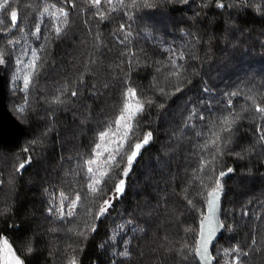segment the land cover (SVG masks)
Wrapping results in <instances>:
<instances>
[{
  "label": "trees",
  "instance_id": "trees-1",
  "mask_svg": "<svg viewBox=\"0 0 264 264\" xmlns=\"http://www.w3.org/2000/svg\"><path fill=\"white\" fill-rule=\"evenodd\" d=\"M154 2L136 13L127 39V18L117 0H101L99 6L86 0H11L18 12L15 27L0 13V47L8 53L5 102L24 129L14 145L0 144V244L7 239L25 264H66L70 255L78 264H199L190 249L207 192L229 168L233 171L222 178L223 232L211 247L212 264H233V248L248 253L241 264H264V141L259 139L264 114L255 111L256 105L264 107V0H220L223 9L217 0ZM60 8L68 23L57 37L54 28L63 26L64 17L55 22L52 14L59 16ZM20 49H36L41 57L27 91L23 77L30 70L15 63ZM129 49L136 55L130 57ZM181 52L180 75L169 76V57ZM237 85L241 94L231 99L239 119L231 132L221 133L231 140L213 161L215 172L200 171L201 156L211 159L213 149L201 150L206 137L196 133L209 132L214 114L226 111L224 93ZM130 86L145 103L132 142L147 132L151 141L119 199L114 189L126 156L111 171L104 192L93 196L83 160L91 157L98 131L114 122ZM205 86L211 92L202 91ZM21 163L25 167L17 171ZM61 192L69 201L76 193L81 197L76 215L63 221L48 212L50 200L59 205ZM110 196L113 207L95 220ZM125 245L127 258L118 255Z\"/></svg>",
  "mask_w": 264,
  "mask_h": 264
},
{
  "label": "snow or ice",
  "instance_id": "snow-or-ice-1",
  "mask_svg": "<svg viewBox=\"0 0 264 264\" xmlns=\"http://www.w3.org/2000/svg\"><path fill=\"white\" fill-rule=\"evenodd\" d=\"M86 2L92 4L93 6H99L101 0H86ZM187 2V0H184ZM237 2H244V0H237ZM11 0H0V13L10 16L11 24L13 27L17 25L18 21V12L15 8H10ZM108 4H112L113 0H107ZM117 4L119 6L120 11L123 12L124 17L127 18V31L125 32V23L120 24V31L125 32V39L132 35V27L136 21V13L139 12L143 8H152L155 7L154 0H117ZM217 6L221 9L225 7L220 0H217ZM112 11H116V7L111 9ZM48 12V8L45 7L44 13ZM44 13H41L43 15ZM60 15L57 16L55 13L52 15L55 17V22H59L60 16L64 17L63 26H57L54 28L56 36L59 37L64 27H66L68 23V13L63 9H59ZM101 20L105 19L104 14L98 12ZM3 21L0 20V24ZM36 38L39 40L41 37L39 36L40 27L36 26L35 29ZM191 35V34H189ZM47 39V37H45ZM9 44L13 42L11 40L8 41ZM18 43V42H17ZM44 46L41 45L39 48V52H43ZM173 54H175L176 50H170ZM128 53L131 56H135L136 53L132 52L131 49L128 50ZM8 54L6 53L3 47H0V65L6 63L4 56ZM125 53H122L124 55ZM24 57H28L27 60ZM177 59L183 60L184 54L181 52L178 56L173 58L169 57V63L171 64V70L168 73L169 76H179L183 65H177ZM41 57L38 54L36 49L28 50V49H20L19 55L15 56V63L18 67L23 69H29L27 73L23 77V87L24 90L27 91L32 82V77L38 74V69L40 65ZM131 62V60H130ZM159 63V61L157 62ZM159 71V68H157ZM177 91H180V88L177 87ZM204 92H211V89L206 86L202 89ZM251 91V90H250ZM241 94L240 86L237 85L236 89L231 92H225L224 95L228 97L226 101V111L220 113V115L215 116L211 121V125L209 127V132L200 133L197 132V136H205L203 143L199 145L201 150L213 149L212 152L209 153L211 159H208L205 156H201L199 161L200 171L207 170L208 172H215V169L211 167L213 161L216 160L217 154H222L223 147L227 145V143L231 140V136H222L221 133L231 132L232 125L239 119V113L234 112L233 110V102L231 97H235ZM72 96H76L77 92L73 91L71 93ZM123 103L119 114L116 116L114 122L109 123L105 128L101 129L97 133L98 142L94 143V146L91 150V157L83 160V165L86 166L87 169V180H88V190L89 192L95 196L98 194H102L104 192L105 187L107 186L108 180H111L110 176L111 171L114 168H118L120 166V161L123 160L126 156V166L122 169L121 177L119 182L115 185V198L119 199L122 196L126 189V179L131 171V168L135 162H137V158L142 154L141 150L146 145H148L152 138V133L147 132L141 141L132 142V137L135 135V129L138 128L140 123L138 117L141 116L145 111V103L138 96L137 90L135 86L127 87L122 92ZM247 99H252L253 103H255L254 96H247ZM151 100H148L147 103H151ZM211 108V105H209ZM255 111L257 113L264 114V107L256 105ZM195 111H193L192 115H195ZM192 116H189V120ZM199 120H204L205 115L200 114L197 117ZM259 131V129H258ZM259 139L264 141V134H262ZM27 151V149H25ZM119 157L120 159H117ZM30 162V160L28 161ZM25 167L24 163H21L17 171L23 169ZM233 169H227V172L220 171L216 176L214 186L211 187V190L207 192V213L203 214L199 218L200 229L197 235L193 237L196 241V246L190 249V253L194 252L195 257L199 260V264H208L209 261L213 260L214 257L209 254V243L212 241L213 237L216 233L223 228V224L221 223L218 212H219V200L223 193V184L222 178L231 173ZM107 178V179H105ZM103 185V186H102ZM208 187V185H204ZM47 192L48 190L45 189ZM81 197L79 193H76L74 199L69 201V196L64 192L60 193V201L59 205L53 204V201L50 200V207L48 208V212L50 216H54L57 219L63 221L65 219H71L76 215V209L80 203ZM64 201H69L67 207H65ZM188 203L192 205V200H189ZM195 208V205H192ZM113 207V197H109L108 199L103 200L98 212L94 216L95 220H99L101 217L105 216L109 209ZM74 223V221H73ZM206 228V233H205ZM189 228L187 231H191ZM91 231H95V227H91ZM142 231V229H141ZM80 236H86V232L81 231L79 233ZM255 244V240L252 242ZM187 247V244H185ZM33 248L29 245L27 248V252L31 253ZM231 251L236 253V256L233 257V264H241V255L247 256V252L241 253L239 248H233ZM75 252V249H73ZM225 254L229 253L228 249L224 250ZM119 256L123 258H127L130 253L125 245L123 251L118 253ZM0 264H25V261L16 254L11 245L9 244L7 239H3L2 245H0ZM66 264H78V259L76 255H70L66 261ZM115 264V261L113 262Z\"/></svg>",
  "mask_w": 264,
  "mask_h": 264
},
{
  "label": "water",
  "instance_id": "water-1",
  "mask_svg": "<svg viewBox=\"0 0 264 264\" xmlns=\"http://www.w3.org/2000/svg\"><path fill=\"white\" fill-rule=\"evenodd\" d=\"M5 68H6L5 64L0 65V144L12 146L15 144L18 138L24 135V129L22 125L19 123V121L10 113V111L8 110L6 106L5 89H4V81H3ZM222 196H223V193L220 197L219 205H218L219 219H220V211H221L220 207H221ZM206 213H207V204H206V210L204 214ZM199 229H200V223H199ZM222 232H223V228L220 229L216 233L212 241L209 243V246H208L209 254H210L211 247L221 237ZM205 233H206V228H205ZM212 262L213 260L209 261L208 264H212Z\"/></svg>",
  "mask_w": 264,
  "mask_h": 264
},
{
  "label": "rangeland",
  "instance_id": "rangeland-1",
  "mask_svg": "<svg viewBox=\"0 0 264 264\" xmlns=\"http://www.w3.org/2000/svg\"><path fill=\"white\" fill-rule=\"evenodd\" d=\"M0 245H2V242H1V244Z\"/></svg>",
  "mask_w": 264,
  "mask_h": 264
}]
</instances>
